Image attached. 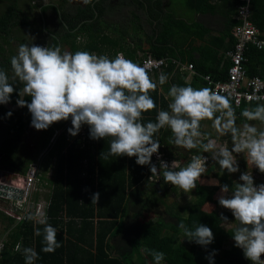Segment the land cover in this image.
Segmentation results:
<instances>
[{"label":"trees","instance_id":"trees-1","mask_svg":"<svg viewBox=\"0 0 264 264\" xmlns=\"http://www.w3.org/2000/svg\"><path fill=\"white\" fill-rule=\"evenodd\" d=\"M2 1H7V5L0 13V69L7 72L10 83H15L12 80L14 74L10 64V58L15 53L13 51L7 53L5 46L15 40L12 35L13 31L30 25L31 18L25 15L24 10L19 8L16 2H13L15 0ZM93 1L91 0V3ZM129 2H133L137 9H143L148 14L153 27L151 33L147 34L146 39L152 54L156 57L174 56V48H171L168 44L177 33L173 31L174 26H177L179 31L188 35L192 33L198 34L202 28H199L197 23L188 25L183 20L175 19L168 13H165L162 17L164 13L162 0H129ZM91 3H88L85 10H77L76 12L68 9L66 11L62 10V13L66 16H71L73 19L71 22L67 21L68 28H64L61 40L47 41L46 45L59 47L63 43L68 46L69 51L72 53L89 51L106 54L105 52H107L110 58H114L117 50H126L124 48L125 40L123 39H127L130 35L129 27L125 26L126 24L121 25L117 21L103 20V16L100 14L95 18L94 10L103 11V9L98 8V6L92 8ZM66 4H68V0H62V5L59 8ZM187 5L202 14H214L219 10L222 12L225 9L222 15L224 24L223 36L220 38L215 37L214 39H218L223 43L226 38V48L232 49L234 39L230 34V30L232 25L237 23L234 17L237 5L236 0H188ZM48 8H50L49 5L40 6L41 12ZM251 10L250 20L260 32H264V0H251ZM221 12L219 11V13ZM131 17L134 18L131 24L134 28L130 29L135 32L141 27L142 23L136 11H131ZM87 18H90L91 21H84ZM101 22L106 28L112 27L119 35L117 37L110 36L108 30L101 28ZM136 41L133 48H128L127 56L132 57L136 47L140 44L139 39ZM217 48H220V45ZM198 51L199 57L197 59L193 58L191 51L189 52L191 57L189 62L194 69L203 75L210 74L213 79L220 78L224 80L227 75L229 62L225 61L220 67L223 56L218 57V50L211 45H201ZM211 56L213 57L212 59H210ZM245 56L247 58L245 63L247 75L249 77L259 76L264 80V49L257 50L249 47ZM163 73L169 77L165 84L160 85L158 76V84L164 93L168 94L172 84L184 86L183 77L180 76L174 64H170ZM201 82L205 83L204 81ZM14 86L18 89L22 85L17 84ZM150 94L156 101L157 109L144 113L143 121L145 123L149 120L155 121L159 110H169L168 101L163 93H159L158 88ZM24 99L31 102V97L29 96H25ZM16 100L17 93L14 92L11 102L8 104L14 105ZM244 108L245 106H242L240 112ZM8 112L3 105H0V122L3 123L4 134L7 140L15 141L22 137L31 125V113L27 107H20L17 111H11L12 115L10 117L7 115ZM235 118L236 124L259 121L246 120L240 114ZM64 122L60 121L59 125L63 126ZM53 132V125L46 130H40L33 143L34 156L26 157L27 160L24 159L22 160L23 162L20 158L17 159L16 149H8V153H16L15 160L19 164H21L20 161L22 164L24 163L19 168L21 173L25 171L27 164L34 160L36 155L46 147ZM72 137L69 132H63L56 141L55 150L50 152V156L56 158V167L54 169L55 175L53 176L49 206L46 211V221L57 228L59 223L62 224L57 221L58 217L64 215L68 218L69 221L65 225L66 237L57 231V240L60 242L61 247L57 248L55 252H43V235H35V228L42 229L43 225L36 223L33 226L31 222L25 221L14 226L11 230L9 240L0 252V264H25L23 253L13 251L19 239L23 240L24 248L31 244L34 245V249L38 253V259L35 264H155L151 255L152 250L165 253V258L161 264H211L206 257L213 250H216L214 264L247 263L241 248L231 245L230 248L224 249V244L233 239L232 232L234 229H225L223 227V224L230 222L234 218L232 213L228 211L221 213L217 211L208 212L203 209L205 204L214 202L216 196L214 194L218 189H221L223 184L227 183L231 191L234 183H237L232 173L229 174L226 170L220 169L218 163H215L216 169L222 172L221 176L218 174L213 175L219 181V185L214 187L198 185L197 199L187 208L186 216H181L180 208L176 207V211H166L170 217L169 223L160 216L152 220L144 217V213L148 210L152 213L156 212V210L155 212L152 211L151 207L158 203L152 202L151 197L153 196L151 195L156 193V197L161 198L163 201L167 195L165 190L168 184L163 183L161 187H154L155 182L149 179V174L152 175L149 166L138 165L135 157H128V166L125 165L124 159L126 156H111L108 159H104L102 153L109 151L111 138L98 140L94 146L96 155L86 150V148H80L78 142H71ZM170 137V129H161L157 134L161 146L163 145L166 148L173 146L168 143ZM221 140L230 144L232 142L231 134L223 135ZM63 149H65L64 153ZM201 150L198 148L192 151L199 153ZM93 156H96L97 162L94 161ZM84 159H88L87 164H83ZM244 163V160H241L239 165L244 166ZM126 167H130L131 173L125 172ZM239 169L240 174L246 172L245 168L239 167ZM257 174H259L260 180L264 182V174L259 171H257ZM154 177L156 178V176ZM145 180L150 182L152 189H149V192L151 194L145 193L144 189H140V185H143ZM160 180L163 181V178L160 177ZM139 181H141L140 185L134 187ZM132 187H134L132 190L127 191L128 188ZM96 192L100 193L99 200L97 203H92V194ZM221 214L227 216L228 220H221ZM125 217L129 219L123 220ZM182 219L189 227H192L194 223L210 227L214 233L213 242L207 247L198 245L195 242H189L185 238L183 231L178 227ZM5 222L7 226L13 225L11 220L5 219ZM132 229H136L135 233L130 232ZM162 229L169 230L170 233H161ZM132 235L134 236L132 237ZM180 236L185 241L187 240L188 244L181 243L179 241ZM117 238L119 241L116 245L111 243L112 240Z\"/></svg>","mask_w":264,"mask_h":264},{"label":"clouds","instance_id":"clouds-1","mask_svg":"<svg viewBox=\"0 0 264 264\" xmlns=\"http://www.w3.org/2000/svg\"><path fill=\"white\" fill-rule=\"evenodd\" d=\"M10 64L15 83H10L7 72L0 69V105L10 103L12 94L17 93V105L28 108L31 126L36 130H46L54 123L70 119L72 126L68 132L76 136L87 125L91 139L111 138L109 151L102 153L104 159L135 157L138 165L149 166L152 176L162 177L165 184L178 187L184 193L197 188L207 170L208 158L192 155L183 166L176 159L171 164L163 159L159 165L153 163V155L159 156L161 148L157 138L161 129H170L169 144L187 151L199 148L211 152L219 168L229 174L240 170L234 153H244L248 165L264 174V130L258 131L251 124L238 128L230 96L210 87L172 84L168 92L170 111L159 110L155 121L145 123L144 113L157 109L150 94L157 90V83L146 66L123 54L110 58L89 51L72 53L60 47L23 43L10 58ZM168 79L167 74L161 73L159 84H165ZM17 84L22 86L17 89L14 86ZM25 96L31 97V102L22 98ZM258 99L264 100V97ZM7 115L10 117L12 112ZM240 115L246 120L264 123V103L256 104L254 109L244 108ZM206 120L212 121L220 135L231 134V148L226 142L218 143L200 131L201 122ZM239 181L232 186L231 195H221L218 202L238 222L232 232L235 246L243 250L244 257L252 264H264V183L257 185L251 171L241 173ZM229 191L227 183L221 186L222 193ZM99 197V192L93 193L92 203H97ZM27 218L34 219L31 215ZM220 218L228 220L223 214ZM39 223L43 228H35V235H43L42 251L55 252L61 247L57 229L44 219ZM178 227L189 242L207 247L214 240L212 229L204 224L194 223L189 227L182 219ZM215 252L206 257L211 264H214ZM23 255L25 264H35L38 259V253L31 247H25ZM151 255L155 264H161L165 258V253L158 250H152Z\"/></svg>","mask_w":264,"mask_h":264},{"label":"built area","instance_id":"built-area-1","mask_svg":"<svg viewBox=\"0 0 264 264\" xmlns=\"http://www.w3.org/2000/svg\"><path fill=\"white\" fill-rule=\"evenodd\" d=\"M236 2V13L234 17L237 20V23L232 25L230 30L234 43L232 49H228L225 52V58L228 59L230 63L227 69V77L225 80H220L213 79L209 74L202 75V79L205 81L207 87L212 88L214 91L222 95L230 96L232 99V107L234 109L235 117L241 113L240 109L242 106L254 109L256 104L264 103V100L258 99V97H264V80L259 76L249 77L245 67V63L247 62L245 53L249 47H253L257 50L264 49V32H260L250 20L252 15L251 0H236ZM117 53L125 56V54L120 50H117L115 56ZM138 53L139 52H137V54ZM169 61L170 58L168 57H156L147 52L137 63L141 66H146L149 74L152 75L154 73L161 72L163 68L168 65ZM176 64L182 70H189L195 73L193 70L194 67L191 63L185 65L181 62H177ZM71 126V120L69 119L64 122L63 126H61L59 130L54 129L48 144L43 150H41L40 156L29 165L25 173L20 174L6 172L3 174L4 172L0 171V185L12 189L11 191L0 189V192L6 193L12 197H17V199H13L12 197L0 195V201L8 202V205L1 207L0 211L6 220H11L13 222V226L29 221L27 218L29 215L34 217V224L42 219H47L46 211L49 203L39 201L36 205H33L32 197L37 193H40L41 188L44 184L46 185V183L41 182L40 175V168L41 165L44 164L45 156L49 155L55 147L58 137L63 132H66V130H68ZM76 139L80 148H86V150L94 153V146L97 144L98 140L90 138L89 127L87 125L82 126L81 131L78 135H76ZM204 142L206 143L207 139H204ZM225 142L227 143V141L218 143ZM197 154L208 158L207 169L210 165L215 164L216 162L212 159L211 152L200 151L198 153L186 150L180 151L175 158H167L164 153L159 152V156L157 154L153 155V163L159 164V160L163 159L165 162L171 164L172 160L176 159L183 166L190 160L192 155ZM52 159L53 168L55 169L56 158L53 157ZM87 162L88 159H84L83 164H87ZM51 168V166L48 168V170H50L48 174L53 177L54 169L51 170ZM253 169L257 170L254 167ZM150 177L151 176H149V179L152 180L153 176L151 178ZM156 178L158 177L156 176ZM58 219H64L66 221L67 217L62 215V217H58ZM6 242V240L0 238V252L3 250ZM17 247H19V245L15 246V250H17ZM246 264H252V262L247 259Z\"/></svg>","mask_w":264,"mask_h":264},{"label":"rangeland","instance_id":"rangeland-1","mask_svg":"<svg viewBox=\"0 0 264 264\" xmlns=\"http://www.w3.org/2000/svg\"><path fill=\"white\" fill-rule=\"evenodd\" d=\"M13 2H16L17 6L19 8H21L22 10H24L25 15H28L31 18V21H30V25H28L26 27H21L20 29H15L13 31L12 35H13V38H15V40H13V42L11 41L12 43L10 42V44L8 46H5L6 52L7 53L10 51L14 52V48L18 49V45H20L23 41H24V43H28L29 45H31V44L39 45L40 44L41 46H44V44H42V43H45L47 38H46V36H44L42 34L43 30L41 29V25L39 22L38 8L41 5H44L46 3H55L56 5H59V7H60V5H62V0H15ZM187 2H188V0H162V3L166 6L165 11L168 12L169 15L171 14V15H174L175 17L179 16L178 18H182V19H186L187 17H190L189 15H192L191 8L187 5ZM8 3H9V1H8ZM115 3H117V1ZM6 5H7V1L0 0V13L4 10ZM132 8L134 9V7H132V6L128 7V6H124L120 3L119 7H117L118 10L112 11L113 17L111 19L113 21H120V22L123 21L124 25L126 24L125 26L129 27L128 31H131L132 29H130V28L133 27V26H131V24L134 21L133 18L131 17V11H133ZM61 9L63 11H66V9L70 10L69 6H67V4L63 5V7ZM136 13L141 17L143 25L147 29L148 27L145 24V13H144L143 9L136 10ZM163 16H164V14H162V17ZM108 31H109L110 36L117 37L119 35L117 32H115L114 29L113 30L110 29ZM173 31L177 32V33H182V31H179L177 26H174ZM132 33H133L132 35H129L130 36L129 38L127 37V39H123V40H125V42H127V43H129V41H131V40L133 42L135 40H137L138 39V35H137L138 30L135 32H132ZM17 37H20V39L21 38H23V39H21L20 42H18V41H16ZM174 37L176 38V42H178L182 36H180L179 34H175ZM14 42H17V44H14ZM62 45H63L62 49H61L62 51L70 52L68 46H66L63 43H62ZM159 73H155V79H154L155 82H156V78L159 76ZM2 124L3 123L0 122V171L4 172L3 174H5L6 172L23 174V173H25V171L27 170L29 165L32 162H34L37 159V157L40 156V153H38L36 155L35 159L27 164L25 171L23 173H21V171H19L20 170L19 168H21V166L24 165V163L22 164V162H23L22 160H24V159L27 160L26 157H29L31 155L34 156L33 153H35V151H34L35 149L33 148V145H34L33 143H34L35 139L37 138L40 130H36L34 127H32L30 125L22 137H20L17 141H11V140H7V138L4 134L3 128H2ZM244 124H251V125L255 126L258 129V131L264 130V123H261L259 121L255 122V123L241 122L239 124H236V126L238 128L242 129ZM53 126H54L55 130H59L61 127L59 125V122L54 123ZM201 129L204 132V134H209L212 138H214L216 140H219L223 136V135H220L215 130V128L213 127L212 121H208V120L202 121L201 122ZM67 131L68 130H66V132ZM31 141H32V143H31ZM71 142H77L76 136L72 137ZM228 146H229V148H231L232 142L230 144H228ZM9 148L16 149L17 154H18L17 159L18 158L21 159L22 162L20 161V163L22 165L19 164L15 160L16 159V157H15L16 153L15 154L8 153ZM176 148L180 149V151H183V150H181L183 148H180L177 146H176ZM54 150H55V147L52 149V151H54ZM2 151H3V153H1ZM64 151H65V149H63V152ZM184 151H186V150H184ZM169 154H170L169 152L165 153L166 156H168ZM170 155H172V154H170ZM234 155H236L237 161L239 164H240L241 160H244V162H245L244 166L239 165V167L245 168L246 171H251L253 176H254L255 183L257 185L264 183L262 180H260L259 174H257L258 170H254L253 167H250L248 165L247 159H246V156L244 153H239V154L234 153ZM53 157L54 156H50V153H49V155L45 156L44 164L41 165V168H40L41 182L46 183V185L44 184V186L41 188L40 193H37L35 196L32 197V204L33 205H36L39 201L49 203L50 195H51V188L53 187V177H51L48 174L50 171V170H48V168L51 166L52 167L51 170L54 169L53 164H52V161H53L52 158ZM54 171H53V173H54ZM214 174H218L221 176L222 172L215 168L214 171H212L209 175H203V177L200 178V181L198 182L197 187H198V185H205V186H211V187L219 185V181H217V179H215L213 177ZM53 175H55V174H53ZM149 176H152V175L149 174ZM232 176L235 178V180L237 182H241V181H239L240 173H239V175L237 172L232 173ZM153 178H155V177L153 176ZM157 179L158 180L156 182L152 181V182H155L154 187L163 186L164 181H161L159 177ZM145 186L147 189L145 188ZM166 187L167 188L165 191H166L167 195L163 201L161 200V198L156 197L157 196L156 193H152L153 194V195H151V196H153V197H151L152 202H157L158 204L151 207V210L154 212L156 210V212L152 213V212H150V210H148L147 212L144 213L145 218L148 217L149 219L151 218L153 220V218H157L158 216H160L163 219H165L167 223H169L170 217H169V215H167L168 213L166 211H168V210L169 211H176V207H178V208H180L181 216H186L187 208L197 199V195H198L197 188L194 189L193 191L189 192V193H184L182 189H179L178 187H175L173 185H166ZM218 188H219V186H218ZM140 189H142V190L144 189L145 193H150L149 189H152L150 187V182L145 180L144 184L140 185ZM221 195L230 196L231 191H229V193L225 194V193L221 192V189H218L214 194V196H215L214 202L209 203V204H205L203 209H205L208 212H210V211H217L218 213H221L223 211L231 212L229 209H226L219 204L218 200H219V197ZM152 204H155V203H152ZM6 205H8V202L0 201V208L4 207ZM127 219H129V218H127V217L123 218V220H127ZM29 222H31L32 225L34 226V220L33 219L29 220ZM60 222L63 224V226L66 225V221L64 219H62ZM37 223H39V222H37ZM237 226H238V222H236L234 218L230 222L223 224V227L225 229H235ZM13 227H14L13 225L7 226V224L5 222V218L3 217V215L0 211V238L8 241L9 240L8 236L10 235L9 232L13 229ZM9 229H10V231H9ZM135 230L136 229H132V230H130V232L135 233ZM161 233H170V231L166 230V229H162ZM130 236H131V234H130ZM133 236L134 235H132V237ZM118 241L119 240L117 238V239L112 240L111 243L116 245L118 243ZM179 241L181 243L188 244V241L187 240L185 241L182 236H180ZM231 245H235L234 239L227 241V243L224 244V249L230 248Z\"/></svg>","mask_w":264,"mask_h":264},{"label":"crops","instance_id":"crops-1","mask_svg":"<svg viewBox=\"0 0 264 264\" xmlns=\"http://www.w3.org/2000/svg\"><path fill=\"white\" fill-rule=\"evenodd\" d=\"M162 9L164 10V13L163 14H165V13L167 14L168 13V12L165 11L166 6L163 3H162ZM191 11H192L191 12L192 15H189L190 17H187L186 19L178 18L179 16L178 17H175L174 15H170V16H173V18H175V19H181L184 22H186V24H188V25L189 24H193V23H197L198 26H199V28L202 27L199 30L200 33H198V34L192 33L191 35H188L185 32L176 33V34H179L182 37L180 38V40L178 42H176V38L175 37H174V39L171 42H168L169 46L171 48H174V52L173 53H175V54H174V56H169V55L168 56H164V57L170 58V61H169L168 65L165 68H163V70L159 73V75L161 73H163L165 71V69L170 64H174V66L178 70L180 76L183 77L184 86L191 85L194 88L207 87L206 83L201 82V81H204L202 79V75L203 74L197 72L194 68H193V70H194L195 73H193V72H191L189 70H182V69H180L177 66L176 63L177 62H181V63H183L185 65L188 64V63H190L189 62V59L191 58L190 57V54H189L190 51H191V53L193 55V58L197 59L199 57L198 48L201 45H204V44L211 45L215 49H217L218 50V53H217V56L218 57L219 56H223L222 59H221V62H220V67L224 64L225 61H228L229 62V60L225 58V52L229 49V48H226V46H227V39L225 38L223 43L220 40H218V39H214L215 37L216 38H220L221 36H223V30H224V26L223 25L224 24H223V18H222L223 16L222 15L225 12V9L222 12H221V10H219L221 13H219V11H217L214 14H209V13H203L202 14V13L196 12L193 9H191ZM107 20H110V18L107 19ZM140 21H141L142 24H141V27L138 28V33H137L138 39L140 40L139 41L140 44L138 45V47H136L135 51L132 54V57L127 56L126 55V52L128 51V48H133L134 43L137 42L136 40L134 42L131 40V41H129V43L125 42L124 43V48H126V50H120V51H122L125 54V56L128 59H131L134 62H138L139 60H141L144 57V54H146L147 52L150 53V54H152V50H151L150 45L148 44V41H147L146 38H147V34H150L151 33V30H152L153 25L151 24V22H150V20L148 18V14L147 13H145V24L147 25L148 28L146 29L144 27L141 17H140ZM102 25H101V28L102 29H105V30L113 29L110 26L106 28L103 23H102ZM129 32H130V35H132L133 34L132 32H134V30H131ZM42 34L43 35L45 34L44 31H42ZM199 35H201V36H199ZM129 37L130 36H128V38ZM21 39H23V38H21ZM21 39H20V37H17V40L16 41L20 42ZM81 42H82V39H81ZM23 43H24V41L21 44H23ZM46 43H47V40H46L45 43H42V44H44V46H45ZM14 44H17V42H14ZM219 45H220V48H217V47H219ZM18 47H19V45H18ZM17 51H18V49H15L14 48V53L15 54L17 53ZM137 52H139V53L137 54ZM105 53L107 55V52H105ZM96 54H99V53H96ZM160 57H163V56H160ZM212 58L213 57L211 56L210 59H212ZM173 60H175L177 62H175ZM229 65H230V63H229ZM150 76H151V78L153 80L155 79V73L152 74V75H150ZM226 77H227V75H226ZM217 79H220V78H217ZM156 82H157V87H158L159 93L161 92V93L164 94L165 99H167L168 104H169L171 102V97L168 96V94L164 93V91H162L160 85L158 84V77L156 78ZM200 131L202 133H204L201 128H200ZM217 141L218 142H224V140L221 141V138L219 140H217ZM179 150H178V148H176L175 145H173L171 148H169V147L166 148V147H164L162 145L161 148H160V153H164V155H165V153H168L169 152L172 155L169 154L168 156H166V155L165 156L167 158H175V157H177V154L180 152ZM181 150L184 151L185 149H181ZM201 152H202V150H201ZM93 159H94V161L97 162L96 156H93ZM124 160H125V165L128 166L129 158L126 156ZM129 168L130 167H126V170H125L126 173H129L130 172ZM157 177H159V176H157ZM157 180H158L157 178H152V181H155L156 182ZM140 182L141 181H139V183L136 186H134V187L139 186L140 185ZM134 187L128 188L127 191L132 190ZM61 220L62 219H57V221H59V222ZM67 221H69L68 218L66 220V223H67ZM35 225L36 224H34V226ZM14 226H16V225H14ZM56 229H57L58 232L62 233L64 237H66L65 236V225L63 226V224H60L59 223V225H58V227ZM9 231H10V229H9ZM10 232H9V234H10ZM16 245H19L20 251L15 250V247L13 248V251L14 252H18V253H23V249H24L23 240L22 239H19L18 242L16 243ZM31 245H28V247H31V248L34 249V245L33 244H31Z\"/></svg>","mask_w":264,"mask_h":264},{"label":"flooded vegetation","instance_id":"flooded-vegetation-1","mask_svg":"<svg viewBox=\"0 0 264 264\" xmlns=\"http://www.w3.org/2000/svg\"><path fill=\"white\" fill-rule=\"evenodd\" d=\"M117 1V3H115ZM120 3L124 6L128 7H134V11L138 10L133 5V2H129V0H94L93 3H91V7L98 6V8H102L103 11L94 10L95 18L98 17V15H102L103 20L111 19L113 17L112 11L118 10L117 7H119ZM45 5H49L50 8L46 9L44 12H41L40 7L38 8L39 13V22L41 25V29L44 26L45 30L44 35L47 38V41L51 40H61V35L64 32V28H68L67 21L71 22L73 19L71 16H66L64 13H62V9L59 8V5H56L55 3H46ZM87 5L83 3V0H68L67 6H69V11L76 12L77 10H85L87 9ZM43 6V5H42ZM97 8V9H98ZM136 9V10H135ZM42 14V16H41ZM90 15V14H88ZM134 20V18H133ZM84 21H91L90 18L85 19ZM108 21H113L108 20ZM116 22V21H114ZM119 24H124V22L117 21ZM43 30V29H42ZM71 32H75L74 30H70ZM47 46V45H45ZM60 48H62V43L59 45ZM17 141V140H15ZM32 143V141H31ZM239 173V171L237 172Z\"/></svg>","mask_w":264,"mask_h":264},{"label":"water","instance_id":"water-1","mask_svg":"<svg viewBox=\"0 0 264 264\" xmlns=\"http://www.w3.org/2000/svg\"><path fill=\"white\" fill-rule=\"evenodd\" d=\"M41 16H42V14H41ZM42 29H43V31H46L44 26L42 27ZM22 98L24 99L25 97H22ZM3 107L7 111H17L18 109H20V107L17 105V103L14 105L5 104V105H3ZM215 168H216L215 164L210 165V167L207 169L205 175H209L212 171H214ZM0 189L9 190V191L12 190V189H9L8 187L1 186V185H0ZM0 195L12 197V196H9L6 193H2V192H0ZM12 198L17 199V197H15V196H13ZM18 199H19V197H18Z\"/></svg>","mask_w":264,"mask_h":264}]
</instances>
